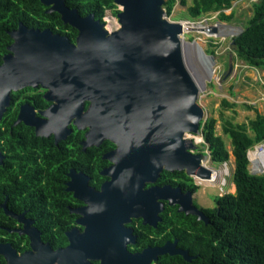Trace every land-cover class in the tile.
<instances>
[{
  "label": "water",
  "instance_id": "water-1",
  "mask_svg": "<svg viewBox=\"0 0 264 264\" xmlns=\"http://www.w3.org/2000/svg\"><path fill=\"white\" fill-rule=\"evenodd\" d=\"M165 1L115 0L121 8L117 15L120 27L110 30L106 22L94 14L82 16L66 0H42L50 6L49 13L58 12L64 23L79 31L76 43L51 29L29 28L23 23L11 34V53L0 65V120L13 90L42 82L49 88L48 94L57 96L58 117L59 113L65 116L63 107L73 105L71 97L80 101L76 111L69 109L77 112V120L83 113V101H91L87 116L91 117L94 143L99 145L108 138L117 146L107 156L114 164L103 171L111 180L100 191L69 188L87 201L81 212L87 214L88 223H84L87 228L82 234L70 238L71 245L63 250L58 264H91L88 258L109 263L110 259H105L109 256L103 254L105 245L113 249V243L119 241L125 247L129 231L124 224L133 217H143L148 223L162 209L159 198L165 197L171 206L179 205V212L208 222L193 204L192 193L183 194L180 188L171 186L145 188L163 169L185 171L202 179L212 175L202 164L206 156L193 153L197 141L188 137L201 133L205 110L198 100L206 81L199 85L190 72L192 68L197 76L199 73L195 48L185 47L183 24L169 18ZM186 43L193 45L196 41ZM71 248L86 252L74 258ZM3 249L0 247V253L5 252ZM122 251L121 261L111 264L141 263H135L127 249ZM11 254V264H17L20 260L13 259L17 253L12 250ZM171 254L192 261L187 250ZM55 263L52 258L51 264Z\"/></svg>",
  "mask_w": 264,
  "mask_h": 264
},
{
  "label": "flooded vegetation",
  "instance_id": "flooded-vegetation-1",
  "mask_svg": "<svg viewBox=\"0 0 264 264\" xmlns=\"http://www.w3.org/2000/svg\"><path fill=\"white\" fill-rule=\"evenodd\" d=\"M106 26L108 27L107 23ZM18 28L10 31L12 39V32ZM45 29L52 30L50 27ZM53 33L69 37L76 43L79 31L74 39L67 33ZM13 42L8 44L7 52L2 54L0 65L3 64L4 57L11 53L10 46ZM49 91L42 82L37 86L27 85L13 90L7 110L0 120V247L6 252L0 253V264H11L12 250L18 255L13 259L20 260L17 264H51L52 258H55V264H58L64 256L63 250L71 245L70 238L78 232L82 234L87 228L84 223H88L87 214L81 212L88 206L87 201L76 197L75 191H70L69 188L76 189L79 186L100 191L102 186L111 180L103 171L114 164L107 156L117 146L108 138H104L99 145L94 143L91 117L87 116L91 101H83V113L77 120V112L71 113L70 110L76 111V104L80 101L79 98L71 97L73 105L62 108L65 116L58 112L60 117H66L64 119L55 115L60 103L56 95L48 94ZM59 98L62 100V97ZM48 112H52L54 116L50 117ZM193 153L207 156L200 151L193 150ZM204 160L202 164L207 167ZM99 162L102 165L100 168ZM174 172L172 171V183H168V170L163 169L157 180L147 183L145 188L171 186L180 188L183 194L192 193L193 204L203 211L208 220L204 209L209 207L199 204L197 192L198 184L209 179L179 171L189 177L185 178ZM61 184L65 186L62 195L59 193ZM45 185L52 186L53 192H43ZM218 196H221L220 193ZM44 198L47 200L42 201ZM157 201L162 204V209L157 210L148 223H145L143 217H133L124 224V228L129 231L126 233L128 240L125 247L119 241L113 243V249L107 247L108 243L107 246L104 244L103 254L109 256L105 258L107 262L110 259L107 264L121 261L124 256L122 248L127 249L135 263L168 264V256H182L171 254L176 250H187L192 260L197 258L198 254L191 253L189 248L182 246L180 239L174 236L172 227L168 226V207H172L168 199L163 197ZM175 206L178 210L179 205ZM186 215L195 216L200 220L197 215ZM154 220L156 224L150 223ZM60 230L65 233L64 241L59 240ZM45 232L52 235L46 236ZM116 237L118 240L119 235ZM58 251L60 252L56 255ZM85 252L81 248H71L74 258L82 256ZM7 256L11 258L10 261ZM88 260L91 264H101L97 259Z\"/></svg>",
  "mask_w": 264,
  "mask_h": 264
},
{
  "label": "trees",
  "instance_id": "trees-1",
  "mask_svg": "<svg viewBox=\"0 0 264 264\" xmlns=\"http://www.w3.org/2000/svg\"><path fill=\"white\" fill-rule=\"evenodd\" d=\"M235 1L238 0H193L188 6L190 18L219 13L221 20L230 21L233 12L228 15L225 10L232 8ZM176 3L177 0L165 1L168 16L173 13ZM181 3L186 5L187 0H181ZM66 4L77 9L82 16L94 14L102 22L108 10L116 16L120 12L115 0H66ZM47 10L42 0H0V60L7 52L8 44L13 42L10 31L18 28L20 22L29 28L50 27L55 32L71 35L73 39L76 37V28L64 23L58 12L48 13ZM233 47L238 59L246 65L264 69V0L253 3V15L243 32L233 37ZM223 104L231 109L237 107V103L226 99ZM248 107L256 111L254 118L243 123L226 119L223 124L224 133L231 139V150L224 137L217 133V118L211 116L201 122V135L212 161L228 162L231 153L235 157L232 182L236 191L218 196L215 207L204 209L208 222L179 212L176 206L168 207V226L172 227L174 236L191 253L198 254L192 261L179 255L168 256V264H264V174L250 172L247 156L250 148L264 142V113L254 106ZM221 113L223 117V111ZM98 165L99 168L102 166L100 162ZM174 173L189 178L184 172ZM173 176L168 171V183H172ZM43 192L52 193L53 187L45 185ZM64 192L65 186L61 184L59 193ZM45 235L50 237L52 233L45 232ZM58 237L60 241L65 240L63 230L58 232Z\"/></svg>",
  "mask_w": 264,
  "mask_h": 264
},
{
  "label": "rangeland",
  "instance_id": "rangeland-1",
  "mask_svg": "<svg viewBox=\"0 0 264 264\" xmlns=\"http://www.w3.org/2000/svg\"><path fill=\"white\" fill-rule=\"evenodd\" d=\"M256 1L259 0L235 1L232 8L225 10L228 15L233 12V18L230 21L221 20L218 17V13H209L198 19L190 18L188 6L193 4V0H187L186 5L182 4L181 0H177L174 11L169 16L172 21L188 19L201 21L209 18L208 24L202 23V25L216 29L215 35L207 34L204 32L206 29L203 31V29H200L203 26L198 25L197 28L189 33L186 32L182 36L188 42L198 41L207 56L211 58V66L215 73L212 76L205 77L206 88L201 91L198 102L205 110L204 120L211 116L217 118V133L224 137L229 150H231V139L223 131L225 120H233L235 123L248 122L256 115V111L250 109L248 105L264 112V100L262 99L264 97V69L246 65L238 59L233 47V37L242 33L248 25L253 15V3ZM119 10H121L120 7ZM109 17L116 19L120 26L118 16L114 15L111 10L106 13L105 21L107 25L109 24L107 18ZM111 27L108 28L111 30ZM231 63L233 64V70L230 72L229 66ZM190 72L193 74L195 70L190 68ZM223 99L237 103V107L234 109L228 108L223 104ZM188 137L193 140H196V137H201V141L199 143L196 142L194 150L206 153L207 156L204 163L208 168L212 166L220 171L225 169L224 163H212L208 147L201 133L188 135ZM227 171L228 174L221 177L225 181V185L219 181L218 184H213L209 181H201V184H198L197 200L201 206H215L219 193L220 195L228 192L235 193L236 187L232 182L234 171L232 153L228 161ZM220 187L224 188V192H222Z\"/></svg>",
  "mask_w": 264,
  "mask_h": 264
},
{
  "label": "bare ground",
  "instance_id": "bare-ground-1",
  "mask_svg": "<svg viewBox=\"0 0 264 264\" xmlns=\"http://www.w3.org/2000/svg\"><path fill=\"white\" fill-rule=\"evenodd\" d=\"M107 21L110 24V26L108 24V27L112 26L111 30L112 29L113 30L119 29L120 26H119L116 19L109 17V18H107ZM195 28H197V27H195ZM200 29H203V31H204L205 27L203 26ZM210 31L211 32H208L206 30L204 32L207 34L210 33V34L215 35L214 34L215 31H213V29ZM182 40L184 41L185 47L190 46L191 48H195L194 62H195V65H196L199 73L197 72L198 76L196 75V73H193V75L194 76L196 75L195 78H196V81L199 85H204L205 77L212 76L215 73V70L211 66V64H212L211 58L209 56H207V54L204 52V50L202 48V45L198 41H196V43L192 45V44H187L186 43L187 41L183 38V36H182ZM187 62H188V60H187ZM196 141H197V143H199L201 141V137H196ZM211 168H209V169L212 171V176L209 179V182H218V181L221 182L222 181L221 177H223V175L228 174L227 169H223V170L219 171L212 166H211ZM205 181H207V180H205Z\"/></svg>",
  "mask_w": 264,
  "mask_h": 264
},
{
  "label": "built area",
  "instance_id": "built-area-1",
  "mask_svg": "<svg viewBox=\"0 0 264 264\" xmlns=\"http://www.w3.org/2000/svg\"><path fill=\"white\" fill-rule=\"evenodd\" d=\"M208 21H209V18H205L204 20H201V21L188 19V20H181L180 22L183 24L184 34H185L186 32L189 33L191 30H194L195 27H197L198 25H202V23H206V25H207ZM204 27L208 32H211L210 30H212L214 28V27H210V26H204ZM209 153H210V151H209ZM247 156H248V160H249L250 172L252 174H256V175L264 174V142L257 143L254 147L250 148L248 150ZM227 165H228V162H224L225 169H227ZM221 183L223 185H225V181H223V178H222ZM220 189L222 190V192H224L223 187H220Z\"/></svg>",
  "mask_w": 264,
  "mask_h": 264
},
{
  "label": "crops",
  "instance_id": "crops-1",
  "mask_svg": "<svg viewBox=\"0 0 264 264\" xmlns=\"http://www.w3.org/2000/svg\"><path fill=\"white\" fill-rule=\"evenodd\" d=\"M262 99L264 100V97ZM233 163H234V166H235V157L234 156H233Z\"/></svg>",
  "mask_w": 264,
  "mask_h": 264
}]
</instances>
